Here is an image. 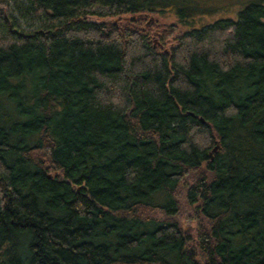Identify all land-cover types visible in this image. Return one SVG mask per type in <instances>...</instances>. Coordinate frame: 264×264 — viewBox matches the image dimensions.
<instances>
[{
    "label": "trees",
    "instance_id": "trees-1",
    "mask_svg": "<svg viewBox=\"0 0 264 264\" xmlns=\"http://www.w3.org/2000/svg\"><path fill=\"white\" fill-rule=\"evenodd\" d=\"M171 1L0 0V264H264V0Z\"/></svg>",
    "mask_w": 264,
    "mask_h": 264
},
{
    "label": "rangeland",
    "instance_id": "rangeland-1",
    "mask_svg": "<svg viewBox=\"0 0 264 264\" xmlns=\"http://www.w3.org/2000/svg\"><path fill=\"white\" fill-rule=\"evenodd\" d=\"M257 0H172L164 7V12H158L157 14L149 17L152 20V17L157 20L159 23L163 24H176V33L181 30L179 26L180 16L177 13L178 8L187 6L196 7V10L192 12L189 16H186V20L190 22L194 27H200L206 23H211L216 19H236L237 13L245 5ZM184 2H187L185 4ZM28 20V19H27ZM24 22V21H22ZM31 21L28 20L27 23ZM154 41L157 42V37L154 34ZM173 45V38L169 39L167 46ZM180 219L182 221L184 231L191 232L194 228L195 217L193 212L185 208L180 214Z\"/></svg>",
    "mask_w": 264,
    "mask_h": 264
}]
</instances>
